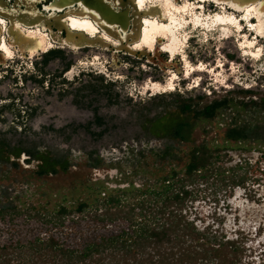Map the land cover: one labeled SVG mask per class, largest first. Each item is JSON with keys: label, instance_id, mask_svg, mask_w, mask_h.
<instances>
[{"label": "rangeland", "instance_id": "1", "mask_svg": "<svg viewBox=\"0 0 264 264\" xmlns=\"http://www.w3.org/2000/svg\"><path fill=\"white\" fill-rule=\"evenodd\" d=\"M187 32L199 37L198 44L188 41L178 51L181 60L191 66L190 73L182 77L176 57L173 62L178 63L179 71L174 67L167 70L176 78L172 85L184 97L195 101L202 97L200 104L227 94L245 102L263 97L264 42H259L263 44L262 57L250 61L241 56L238 35L229 32L230 37L222 39L221 31ZM67 55L65 61L53 60L44 67L43 83L38 82L41 75L36 81H25L29 74L37 73L36 59H14L0 68V141L6 146L0 151V245L51 236L68 247L81 248L86 242L116 232L125 224L99 223L86 214L79 218L71 213L60 226L56 225V215L62 207L68 211L83 203L94 207L100 198L108 196L118 197L129 206L140 199L133 194L134 187L143 191L158 188L173 170L182 178L190 151L204 144L234 150L220 152L227 157L215 162L207 182L197 181L191 186L184 183L186 187L181 189L176 186L175 193H182V214L197 230L217 232L223 241H231L239 250V264H264V144L225 139L232 122H263L262 108L232 105L213 121H195L190 115L186 142L157 137L150 133L148 121L176 111L174 106L164 108L171 99L160 104L148 98L154 92L153 83L166 86L164 71H131L124 64L116 67L108 53L96 49ZM67 62L72 66L63 74ZM89 67L94 75L103 74L114 85H101L80 74H87ZM59 75L62 77L56 79ZM91 80L94 89L85 86ZM246 90L253 95L240 94ZM11 102L14 106L10 110L2 109ZM19 111L21 116L22 111L27 112V118ZM96 117L102 119V125L95 123ZM166 146L174 149L172 161L161 157ZM11 149L17 150V158L11 155ZM30 150L66 158V169L56 167L55 173L39 174V162L23 153ZM96 156L100 162L94 168L91 164ZM236 166L241 168L228 170ZM219 170H225L226 177L244 176V188L222 190Z\"/></svg>", "mask_w": 264, "mask_h": 264}, {"label": "trees", "instance_id": "2", "mask_svg": "<svg viewBox=\"0 0 264 264\" xmlns=\"http://www.w3.org/2000/svg\"><path fill=\"white\" fill-rule=\"evenodd\" d=\"M52 56L51 54V57H47L43 64H46ZM106 86L111 87L110 84ZM90 87L95 88L92 85ZM240 94L244 97L253 95L250 91H241ZM169 99L171 102L164 104V108L174 106L176 111L165 112L149 120V131L157 137L179 142L188 141L190 115L195 121H213L220 111H225L232 105H240L242 108H262L264 114V94L258 101L249 99L245 102L227 94L220 99L202 104H200L202 97L197 98L199 101L181 95L171 98L155 97L160 104L166 103ZM11 108L4 106L2 109ZM95 123L103 124L102 119L98 117L95 118ZM89 126L90 124L85 129ZM225 139L234 143L258 140L264 144V115L263 122L253 125L247 122L242 124L232 122L225 132ZM4 148L6 146L0 141V151ZM11 150V155L17 158L18 154H15L17 150ZM233 150L234 148L230 147L208 148L204 144L194 147L184 165L185 172L182 178H178V174L173 170L162 179L158 188L143 191L134 187L133 194L140 199L127 205L128 207L121 203L120 198L112 196L100 198L94 207L84 203L73 211L62 207L56 215V220L59 221L56 225H63L64 218L74 213L79 215V218L87 215V218L99 223L122 222L125 227L98 240L86 242L81 248L68 247L51 236L37 237L26 243L17 241L0 245V264H239V250L233 243L229 240L223 241L224 237L219 236L217 232L197 230L193 222L182 214L180 209L183 205L182 193H175L177 185H180L179 189H181L186 183L191 186L197 181L207 182L210 175H213L212 167L215 162L227 157L226 153ZM173 151L172 146H166L161 157H167L172 161L175 158ZM220 152L226 153L221 155ZM23 153L39 162V174L55 173L56 167L64 170L68 163L64 157H49L47 153L37 150ZM92 161L91 167H97L100 162L99 156ZM239 168L241 167L236 166L228 170L235 171ZM225 172L219 170L218 173L221 177L222 190L244 188L246 179L244 176L226 177ZM120 189L124 190V188ZM187 193L184 191V195ZM172 205L179 207L174 209ZM90 209H93L92 212L88 211Z\"/></svg>", "mask_w": 264, "mask_h": 264}, {"label": "flooded vegetation", "instance_id": "3", "mask_svg": "<svg viewBox=\"0 0 264 264\" xmlns=\"http://www.w3.org/2000/svg\"><path fill=\"white\" fill-rule=\"evenodd\" d=\"M187 30L193 31L191 35L221 31L222 39L229 38V32L238 35L241 56L257 61L263 55L259 42H264V0H0V68L14 59H36L37 75L29 74L25 81H36L41 75L38 82L43 83V69L49 62L65 61L67 53L96 49L108 53L116 67L124 64L131 71H164L166 86L153 83L154 92L148 98L183 96L167 70L179 71V62L182 77L190 73L191 66L181 60L178 51L188 41L198 44L199 37L190 36ZM175 57L177 62H173ZM71 66L67 62L62 73ZM89 68L87 74H80L101 85H114ZM92 80L85 86L92 85ZM22 112L24 116L19 115L27 118V112Z\"/></svg>", "mask_w": 264, "mask_h": 264}]
</instances>
